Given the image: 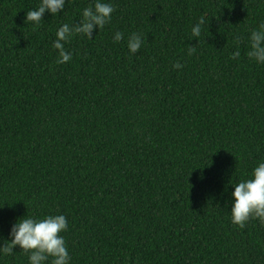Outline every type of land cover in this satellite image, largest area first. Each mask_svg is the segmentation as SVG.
Returning <instances> with one entry per match:
<instances>
[{"label":"trees","instance_id":"obj_1","mask_svg":"<svg viewBox=\"0 0 264 264\" xmlns=\"http://www.w3.org/2000/svg\"><path fill=\"white\" fill-rule=\"evenodd\" d=\"M105 2L111 21L58 65L57 28L93 0L38 25L39 0H0V244L21 217L63 214L69 264H264V226L229 219L231 183L264 159V65L246 55L264 0Z\"/></svg>","mask_w":264,"mask_h":264},{"label":"clouds","instance_id":"obj_2","mask_svg":"<svg viewBox=\"0 0 264 264\" xmlns=\"http://www.w3.org/2000/svg\"><path fill=\"white\" fill-rule=\"evenodd\" d=\"M69 0H39L35 9H29L25 14V24L38 25L47 11L57 15L65 8ZM114 7L105 0H93V3L80 13L78 23L61 24L56 32V39L52 41V48L56 50V64H65L72 59V53L66 51L64 45L74 36L83 35L93 38L95 29H102L112 19ZM206 20L201 16L192 26L193 38H199L202 26ZM124 34L115 32L114 42L123 39ZM143 38L140 34L132 33L127 38V48L130 54H135L141 48ZM194 49L189 48L191 55ZM249 60L258 65H264V22L257 29H253L248 36ZM240 56L239 47L231 54L232 59ZM179 62L173 68H181ZM234 190L231 192L230 222L234 226L243 228L249 220H257L264 226V159L258 161L252 168L248 178L231 183ZM68 228L65 215H45L43 218L24 216L19 218L11 227L7 243L0 244V257L12 255L14 248L19 246L27 254V264H69L70 256L62 232Z\"/></svg>","mask_w":264,"mask_h":264},{"label":"bare ground","instance_id":"obj_3","mask_svg":"<svg viewBox=\"0 0 264 264\" xmlns=\"http://www.w3.org/2000/svg\"><path fill=\"white\" fill-rule=\"evenodd\" d=\"M20 2V1H19ZM34 3V2H33ZM24 11V10H23ZM2 19V18H1ZM9 19V18H8ZM8 21V20H7ZM118 26V25H117ZM24 35V34H23ZM124 48V47H123ZM49 57V56H48ZM226 114V113H225Z\"/></svg>","mask_w":264,"mask_h":264}]
</instances>
